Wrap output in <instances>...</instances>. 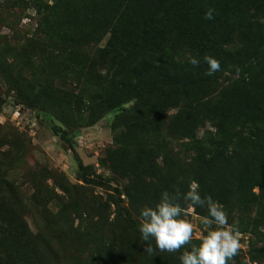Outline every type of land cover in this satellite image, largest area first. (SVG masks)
Masks as SVG:
<instances>
[{"label": "rangeland", "instance_id": "1", "mask_svg": "<svg viewBox=\"0 0 264 264\" xmlns=\"http://www.w3.org/2000/svg\"><path fill=\"white\" fill-rule=\"evenodd\" d=\"M138 1L146 2L0 0V264H49L47 252L53 264H180V252H144L141 209L154 207L164 191L183 194L198 177L206 182L207 173L220 178L225 172L235 182L240 177L245 190L264 175V151L258 156L262 175H251L212 142L209 113H237L256 103L241 106V92L227 97L239 88L232 79H239L222 67L208 76L204 61L224 62L245 27L264 24V0H212L214 19L200 18L210 37L193 30L194 52L173 62L167 38L157 33L154 42V31L152 43L142 36L156 60L139 45L123 46L124 30L140 25L132 5ZM171 1L167 15L178 23L182 0L179 7ZM189 56L200 59L198 67ZM211 94L225 98L207 102ZM71 149L94 170L97 185L81 181ZM199 185L239 227L241 248L231 264H264L251 258L253 249L264 247V201L227 206L229 186ZM252 193H259L256 186ZM205 215L206 207L188 213L193 243L206 234Z\"/></svg>", "mask_w": 264, "mask_h": 264}, {"label": "trees", "instance_id": "2", "mask_svg": "<svg viewBox=\"0 0 264 264\" xmlns=\"http://www.w3.org/2000/svg\"><path fill=\"white\" fill-rule=\"evenodd\" d=\"M179 1L181 0H172L171 3H175L179 7ZM220 1L216 0V3ZM138 2V4L132 2L136 14L132 13L131 16L133 17L134 14L137 15V20L141 21L140 25L138 27L136 26L132 33L123 29L126 33L123 37L122 44L127 48L132 47L134 50L139 45L145 55H150L151 53L152 58L156 60V57H154L157 53L155 48L152 49V45L148 46L152 39L149 32L154 31L156 33L153 37L154 42L157 40V33L167 38L168 45L165 47V50L173 62L188 50L194 52V49L190 47V33L193 30L200 31L203 29V33H207V37L211 35L207 28H203L200 18L203 13L205 14L207 8L214 6L212 0H182L184 11L181 15V21L178 23L173 22L167 15V7L170 4V0H146L145 3ZM162 9H164V12H160ZM123 11L124 8L116 13V20L119 18L123 19L125 15ZM127 33L132 34V36L127 37ZM144 33H147L150 40L142 36ZM220 64L223 70L225 69L224 72L236 76L239 79V81L232 79V84H230L239 85V88L233 94L227 92L226 94H229L227 97H232L237 92H241L239 94L243 97L240 103L241 106L249 102L253 103V101L256 103V106L251 104L253 107H250V109L241 107L237 113H231L230 109L224 110L223 113H209V119L213 122V128L215 130L213 140L212 138L211 140L212 142L217 140L216 143L222 147L223 153L227 150L230 161H232L231 163L235 164V166H239L240 164V171L247 172L251 175L257 173L262 175L259 171L258 156L261 151H264V134L263 136L261 135V131L264 130V126L262 128L261 125L264 124V24L254 21L250 26L245 27L237 49L226 51V59L224 62H220ZM207 96H210L207 102L210 99L220 101L222 98V96H219L217 99L212 94ZM218 102H215V105ZM44 116H47V114L44 113ZM175 117L168 121L174 122ZM222 126L233 131V133L227 136V131L225 129L223 130ZM53 130L57 134L60 133L59 136L63 141L68 142L66 135L56 125H53ZM239 144L245 145L241 148ZM71 150L81 181L86 185H97L98 182L94 170L90 166L84 165L76 152L73 149ZM207 163H212L210 157L207 158ZM212 166L214 165L212 164ZM217 168L218 170L222 169ZM223 176L217 178L207 173L206 182L201 177H198L196 181L198 183L204 182L207 185V189L210 190H215L217 186H221L224 189L229 186L227 203H225L227 206H234L241 200L251 201L258 199L264 201V175L258 178L257 181H252L251 179L250 182H252V185L248 186L246 190L240 188L242 184L240 177L235 182V179L228 173L224 172ZM253 186L258 188L259 193L257 195L252 193ZM123 215L125 217L128 216L126 211H123ZM128 222L131 229L138 232L134 221L129 217ZM261 224L263 226L264 223L261 222ZM152 243L155 245L154 241ZM47 258L49 260H45L50 261L49 264H53L48 252ZM251 258L255 260L264 258V247L253 249L251 251Z\"/></svg>", "mask_w": 264, "mask_h": 264}, {"label": "clouds", "instance_id": "3", "mask_svg": "<svg viewBox=\"0 0 264 264\" xmlns=\"http://www.w3.org/2000/svg\"><path fill=\"white\" fill-rule=\"evenodd\" d=\"M215 8H209L204 19H214ZM208 65L207 75L221 71L220 61L205 56ZM188 62L198 67L200 59L189 56ZM181 200L187 201L182 205ZM207 208V215L200 220L206 229L199 243H193L195 226L188 217L197 208ZM139 231L146 244L144 252H180V264H231L241 248L240 231L235 223H229V216L223 204L209 195L202 196L197 181L190 182L188 191L181 194L164 191L154 207H144L140 211ZM154 241L155 247L152 242ZM188 246V247H185ZM181 249L183 251L181 252Z\"/></svg>", "mask_w": 264, "mask_h": 264}]
</instances>
